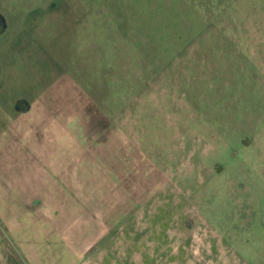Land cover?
I'll use <instances>...</instances> for the list:
<instances>
[{"label":"rangeland","instance_id":"obj_1","mask_svg":"<svg viewBox=\"0 0 264 264\" xmlns=\"http://www.w3.org/2000/svg\"><path fill=\"white\" fill-rule=\"evenodd\" d=\"M0 16V264H264V0Z\"/></svg>","mask_w":264,"mask_h":264},{"label":"flooded vegetation","instance_id":"obj_2","mask_svg":"<svg viewBox=\"0 0 264 264\" xmlns=\"http://www.w3.org/2000/svg\"><path fill=\"white\" fill-rule=\"evenodd\" d=\"M4 19L0 16V29L2 28L3 29V24H2V21H3ZM4 22H5V20H4ZM6 23V22H5ZM25 103H27L26 101H25Z\"/></svg>","mask_w":264,"mask_h":264},{"label":"water","instance_id":"obj_3","mask_svg":"<svg viewBox=\"0 0 264 264\" xmlns=\"http://www.w3.org/2000/svg\"><path fill=\"white\" fill-rule=\"evenodd\" d=\"M2 24H3V28H5L6 27V23L4 22V20L2 21ZM28 107H29V105H28Z\"/></svg>","mask_w":264,"mask_h":264}]
</instances>
